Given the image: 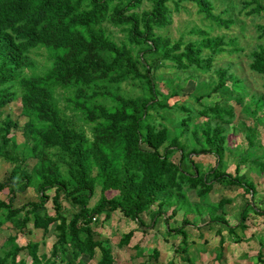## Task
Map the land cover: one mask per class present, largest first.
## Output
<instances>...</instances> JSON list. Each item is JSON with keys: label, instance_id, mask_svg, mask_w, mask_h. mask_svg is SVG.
I'll return each mask as SVG.
<instances>
[{"label": "trees", "instance_id": "obj_1", "mask_svg": "<svg viewBox=\"0 0 264 264\" xmlns=\"http://www.w3.org/2000/svg\"><path fill=\"white\" fill-rule=\"evenodd\" d=\"M183 3L192 4L204 26L188 31L195 39L172 40L159 31L172 23L173 12L185 9ZM239 5V14L264 19L261 0H239ZM214 6V0H0V161L11 167L0 179V194H5L0 230L8 224L14 233L0 245V264H116L110 240L102 237L116 212L143 233L162 226L173 252L168 264L176 258L192 264L187 226L200 238L203 228L215 232L219 260L228 239L244 241L237 231L246 229L250 213L264 214L254 202V183L238 175L241 166L264 174L258 131L264 128V95L252 91L231 62L212 69L216 56L242 50L237 37L213 34L239 24L236 17L215 15ZM255 30L264 41V23ZM40 50L48 66L41 74L24 75L34 68L31 52ZM248 57L249 70L264 78V44ZM191 81L189 98L198 109L179 99L169 103ZM213 93L231 98L253 121L239 124L248 148L234 176L223 171L234 108L226 100L204 106L201 101ZM14 101L20 102L17 115L7 112ZM190 137L197 145L191 150ZM201 154L216 158L209 171L192 161ZM183 162L192 173L182 169ZM215 184L250 195L233 227L223 215L228 199L211 205L187 199L191 192L208 197ZM31 188L35 201L15 202ZM36 231L42 233L40 241H32ZM133 235H121L115 247H128ZM19 236L29 237L25 245L17 243ZM131 249L133 258H144L135 264H159L157 248ZM247 257L241 255V261L248 262ZM256 258L264 264L260 251Z\"/></svg>", "mask_w": 264, "mask_h": 264}, {"label": "rangeland", "instance_id": "obj_2", "mask_svg": "<svg viewBox=\"0 0 264 264\" xmlns=\"http://www.w3.org/2000/svg\"><path fill=\"white\" fill-rule=\"evenodd\" d=\"M264 4V0H261ZM214 10L213 13L217 16H221L224 19H232L236 17L239 20V24H235L229 30L225 29H215L213 30V34H225L226 39L231 37H237L239 40L238 47L242 50L241 52L228 55L227 53L216 56L215 61L213 63V67L217 68L221 65H224L226 62H231L233 64L232 70L239 77H244L247 80V84L251 87L252 91L264 95V78L256 76L249 70V62L250 59L248 54L257 47L258 44H264V41L258 37V32L255 30V25L257 23H264V19L252 20V17L245 16L244 14H239V0H214ZM185 9H181L178 12L172 13V23L159 31L160 34L169 37L172 40H177L181 35H184V38H197L196 35H188V31L192 28H203V24L200 21V16L196 13V9L190 3H183ZM225 9H230L229 13H224ZM116 37H120L118 34ZM229 49V48H228ZM31 60L34 63V68L26 69L24 71V75L29 76L31 74H41L45 67L48 66L47 55L45 51L40 50L31 52L30 54ZM211 74V73H210ZM208 74L202 75L201 79H207ZM194 82L191 81L188 84L184 85L182 90H179L178 95L169 100V103H172L179 99L182 102H187L193 109H198V106L195 105L191 98H189L191 92L194 89ZM159 87L162 93L167 94L168 89L164 86L163 82H159ZM129 89V88H128ZM223 100H226L227 105L232 106L234 108V119L230 126L227 127V140L225 142L224 148L226 152L224 154V162H223V171L225 173L235 175V167L238 162V158L247 150V143L243 137V129L239 126L241 122H245L247 125L251 124L253 121L249 116H246L241 112V108L235 104V102L225 96L222 93H213L209 98H204L201 103L204 106L212 107L215 103L220 102L224 103ZM9 110V111H7ZM7 112H13L17 115L20 112V102L14 101L9 104V109ZM203 117H199L198 121H203ZM21 123L24 121L20 119ZM263 126V125H262ZM261 125L258 127V131L260 134L259 141L264 148V128ZM17 142L22 143V135L20 133H16ZM187 141L189 140V135L186 136ZM191 141V137H190ZM192 143V141H191ZM192 147H197L195 144H190L189 150ZM257 154H262L261 150H258ZM192 161L196 163L201 169L209 171L216 164V158L210 154H201L198 156H192ZM11 167L0 161V179L3 178L5 174L10 171ZM182 169L192 173L193 169L191 165L188 163H182ZM238 175H244L247 179L251 180L255 185L256 189V198L254 200L257 208L264 211V174L260 173L258 170L253 171L250 170L248 166H241ZM250 181V182H251ZM98 190V189H97ZM1 199H5V194H0ZM221 198L228 199L230 201L229 204H226L223 208V215L226 218L228 224L230 226H234L239 221V213L241 211L242 205L244 201L250 200V195L245 194L244 191L236 186L224 187L218 184H215L212 193L208 197L197 198L194 192L187 194V199L192 203H203L204 205H211L213 203L218 202ZM36 200V192L34 189H29L25 193L17 196L15 202H29ZM96 200L94 197L92 203ZM52 206H49L51 209ZM155 209V207H153ZM183 212H180L175 218L181 222ZM261 215V214H260ZM188 219H196V223L203 225L201 219L196 218L195 215H188ZM145 223L150 225L151 221L149 217L145 215ZM207 220V217H204ZM203 218V219H204ZM259 218V216H258ZM257 218V219H258ZM260 219H262L260 217ZM194 221V220H193ZM263 221V220H262ZM194 222V223H195ZM250 222L249 218L246 223ZM256 226L261 225L260 221H256ZM258 225V228L260 227ZM263 225V224H262ZM255 226V227H256ZM264 226V225H263ZM164 228L160 226L159 229L148 228L146 233H143L142 228L140 229L134 221L130 219L124 218L120 213L116 212L113 214L112 219L104 224V230L102 232V237L110 240V243L113 248V253L115 255L116 264H135L137 262H141L144 260L143 257L133 258L135 252L131 249L134 245H139L143 251H146L150 248H157L160 252L159 264H168L171 260L173 252L172 246L170 242H166L162 236V230ZM186 229L189 231V237L187 242L192 243L189 246L188 255L192 259V264H247L240 262L236 259L238 255H243L244 252L250 251L251 257L257 251L258 245L250 244L245 245L244 243L235 244L227 240L224 246V256L222 259H217L216 253L218 251V240L219 237L215 234V232L202 229V238L198 237L196 231H192L193 228L191 226H187ZM260 229H263L262 227ZM129 231H134V235L129 243V246L123 249H117L115 246L117 245V241L121 235L128 233ZM258 232H261L257 229ZM238 235L244 236L246 231L240 232L237 231ZM9 234L12 233L11 229H9L8 224L1 227L0 230V245L4 243V240L8 237ZM223 235L226 236V232H223ZM262 235V234H260ZM249 236V234L245 235ZM259 234H257V237ZM42 237L41 231L34 232L32 235V241H40ZM28 236H19L17 239V243L19 245H25ZM258 239V238H257ZM54 238L48 237L46 239V248L50 247V244ZM174 244H178V241H175ZM99 254H97L98 257ZM22 257V255H20ZM96 259L92 262L95 263ZM175 264H188L187 262H183L176 258L174 260ZM250 264V263H248Z\"/></svg>", "mask_w": 264, "mask_h": 264}, {"label": "crops", "instance_id": "obj_3", "mask_svg": "<svg viewBox=\"0 0 264 264\" xmlns=\"http://www.w3.org/2000/svg\"><path fill=\"white\" fill-rule=\"evenodd\" d=\"M258 216H259V218H258ZM260 217L262 219H260ZM249 220H250V222H247L246 223L247 224V227L244 230V231H246L245 232L246 233L245 235L249 234V236H245V235L242 236L243 239H244V241L242 243H244L245 245H250V244H256L257 243L258 249H257V251H255V253L253 254L252 257L250 255V251L244 252L245 255H248V257H247L248 262L245 261V260H242L241 261V255H238L236 257V259L239 260L240 262H243V263H246L247 262V264L248 263H250V264H257V261H256V259H257L256 258L257 253L260 251L262 253V255H264V226H263L264 225V214L255 215L253 213H250ZM258 220L261 222L260 223L261 225H259V223H258V225L260 226L259 228H258V225L256 226V223H257L256 221H258ZM261 227L263 229H260ZM257 229H259L261 232H258ZM257 234H259L258 237H257ZM260 234H262V235H260ZM255 241H256V243H255Z\"/></svg>", "mask_w": 264, "mask_h": 264}]
</instances>
